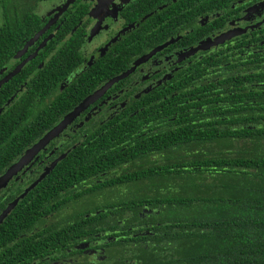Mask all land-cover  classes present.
<instances>
[{
	"label": "trees",
	"instance_id": "16d2710c",
	"mask_svg": "<svg viewBox=\"0 0 264 264\" xmlns=\"http://www.w3.org/2000/svg\"><path fill=\"white\" fill-rule=\"evenodd\" d=\"M201 82L189 98L154 88L40 151L1 190L0 214L65 156L0 224V264H264V92L235 88L241 105ZM61 103L20 95L0 114V175L73 107ZM105 232L100 258L76 259Z\"/></svg>",
	"mask_w": 264,
	"mask_h": 264
},
{
	"label": "flooded vegetation",
	"instance_id": "af4514ba",
	"mask_svg": "<svg viewBox=\"0 0 264 264\" xmlns=\"http://www.w3.org/2000/svg\"><path fill=\"white\" fill-rule=\"evenodd\" d=\"M126 72L41 152L52 153L61 134L84 123L103 116L107 122L154 88H163L161 98H189L202 90L190 83L198 79L234 93L242 86L263 93L264 0H0V91L8 85L0 114L15 97L31 95L41 108L73 103L66 115ZM95 238L75 246L76 259L100 258L95 248L115 239L109 232Z\"/></svg>",
	"mask_w": 264,
	"mask_h": 264
},
{
	"label": "water",
	"instance_id": "95a60500",
	"mask_svg": "<svg viewBox=\"0 0 264 264\" xmlns=\"http://www.w3.org/2000/svg\"><path fill=\"white\" fill-rule=\"evenodd\" d=\"M128 74L127 72L117 76L101 88L93 92L91 95L86 97L78 106H76L72 111L68 112L56 125L46 131L35 143H33L28 149L25 150L20 157L13 162L9 167H7L4 172L0 175V191L4 189L10 180L14 178L19 172L22 171L26 166H28L32 159L40 152L49 142L66 128V126L81 112L87 105L93 102L97 97H99L113 82L122 78ZM5 81V80H3ZM2 81V82H3ZM1 85V82H0ZM65 156V154L60 155L55 160H53L49 165H47L43 171L38 175V177L30 183L24 191L18 195L14 200H12L5 209L0 214V224L7 217V215L15 208L19 200H21L31 189H33L42 179H44L56 166V164Z\"/></svg>",
	"mask_w": 264,
	"mask_h": 264
}]
</instances>
